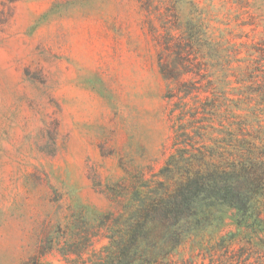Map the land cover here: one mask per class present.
<instances>
[{"label":"rangeland","instance_id":"obj_1","mask_svg":"<svg viewBox=\"0 0 264 264\" xmlns=\"http://www.w3.org/2000/svg\"><path fill=\"white\" fill-rule=\"evenodd\" d=\"M180 40L212 83L187 130L222 122L263 156L264 0H0V264H99L180 160L160 69ZM212 212L159 264H264V196L246 224Z\"/></svg>","mask_w":264,"mask_h":264},{"label":"trees","instance_id":"obj_2","mask_svg":"<svg viewBox=\"0 0 264 264\" xmlns=\"http://www.w3.org/2000/svg\"><path fill=\"white\" fill-rule=\"evenodd\" d=\"M192 43L199 49L203 46ZM184 44V40L177 44L175 68L160 62L162 75L178 83L168 98L177 99L176 109H180V160L172 158L162 169L164 183L135 190L136 207L122 228L109 236L99 264H159L207 226L212 211L221 206L235 210L242 223L257 218L256 204L264 196V155L252 151L235 134L225 132L228 128L222 122L217 128L208 126L210 122L197 127L194 135L187 130V119L196 120L202 101L209 100L212 83L204 82L203 63L186 57ZM192 139L201 146L189 154L186 151Z\"/></svg>","mask_w":264,"mask_h":264}]
</instances>
